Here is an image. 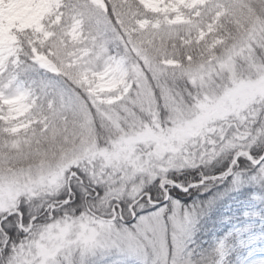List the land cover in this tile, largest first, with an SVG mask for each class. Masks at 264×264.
Listing matches in <instances>:
<instances>
[{"label":"snow or ice","instance_id":"snow-or-ice-1","mask_svg":"<svg viewBox=\"0 0 264 264\" xmlns=\"http://www.w3.org/2000/svg\"><path fill=\"white\" fill-rule=\"evenodd\" d=\"M0 264H264V0H0Z\"/></svg>","mask_w":264,"mask_h":264}]
</instances>
